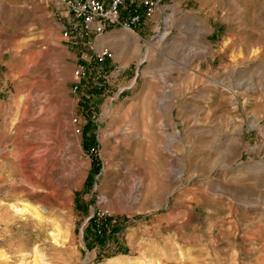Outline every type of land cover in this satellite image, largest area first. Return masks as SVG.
Listing matches in <instances>:
<instances>
[{
    "label": "rangeland",
    "instance_id": "374dc122",
    "mask_svg": "<svg viewBox=\"0 0 264 264\" xmlns=\"http://www.w3.org/2000/svg\"><path fill=\"white\" fill-rule=\"evenodd\" d=\"M152 1L98 77L58 0H0V264H264V0Z\"/></svg>",
    "mask_w": 264,
    "mask_h": 264
},
{
    "label": "built area",
    "instance_id": "2783aa9c",
    "mask_svg": "<svg viewBox=\"0 0 264 264\" xmlns=\"http://www.w3.org/2000/svg\"><path fill=\"white\" fill-rule=\"evenodd\" d=\"M126 11L124 0H58L63 12L68 15L64 22L63 36L78 42L81 39L93 53L85 52V63L96 64V75L101 77L107 60L112 59L113 54L107 48L97 49L95 40L103 36L109 28H118L135 32V29L145 18L153 16L155 3L152 0H129ZM125 11L124 13L122 11ZM81 41V43H82ZM86 65H81L73 72V91L78 92L83 81L88 78ZM108 211L98 213L100 217Z\"/></svg>",
    "mask_w": 264,
    "mask_h": 264
},
{
    "label": "crops",
    "instance_id": "0c3cea01",
    "mask_svg": "<svg viewBox=\"0 0 264 264\" xmlns=\"http://www.w3.org/2000/svg\"><path fill=\"white\" fill-rule=\"evenodd\" d=\"M124 1L126 2V0H124ZM60 23L61 22H58V24H60ZM116 29H118V28L110 29V31H109V33L107 35H110L112 32L114 33V31H116ZM120 31L125 36H120L118 34H115V35H113L112 39H115V41H126V32H122V31H126V30L120 29ZM104 35H106V34H104ZM103 36H101V38H98V37L96 38V40H95V47L97 49L108 48V49H110V51H113L112 50V47H111V44H110V40H106L108 36L107 37L106 36L103 37ZM114 62H116V57H115V53L113 52V58L111 59V61L107 65L108 66H111V65H113Z\"/></svg>",
    "mask_w": 264,
    "mask_h": 264
},
{
    "label": "bare ground",
    "instance_id": "6f19581e",
    "mask_svg": "<svg viewBox=\"0 0 264 264\" xmlns=\"http://www.w3.org/2000/svg\"><path fill=\"white\" fill-rule=\"evenodd\" d=\"M128 34V33H127ZM130 35V34H129ZM39 84H41V83H39ZM51 110V109H50ZM45 133H47V134H49V132L48 131H46ZM44 134V133H43ZM52 134V133H51ZM43 145V144H42ZM38 147L39 146H37V147H35L34 149H38ZM43 147H45V148H43ZM42 148L44 149V150H42L41 152H40V154H42L41 156H38L37 158H35L34 159V161L35 162H37V164H34L33 165V172H29L30 174H29V177H31L32 179H33V177H34V173H36L37 172V170H38V168L40 167V166H42L43 164H44V159L46 158V159H49V157H50V154H51V151H52V148H50V145H45L44 144V146H43ZM45 174V173H44ZM45 185V184H44ZM45 195V194H44ZM57 194L56 193H53V194H49L48 195V197H55ZM42 199V198H41ZM37 212L39 211V210H36ZM35 211V212H36ZM32 212H34V211H32ZM12 213V212H11ZM36 214V217L38 218V223H40V224H42V217H40L39 215H37V213H35ZM45 223V222H44ZM45 225H46V223H45Z\"/></svg>",
    "mask_w": 264,
    "mask_h": 264
}]
</instances>
